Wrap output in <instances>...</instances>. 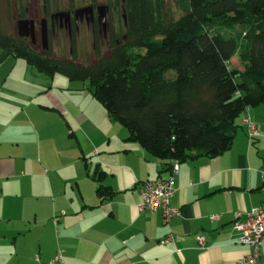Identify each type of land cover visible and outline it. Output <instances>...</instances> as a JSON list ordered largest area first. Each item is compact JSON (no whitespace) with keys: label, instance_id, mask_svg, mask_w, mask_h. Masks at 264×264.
I'll return each instance as SVG.
<instances>
[{"label":"crops","instance_id":"0c3cea01","mask_svg":"<svg viewBox=\"0 0 264 264\" xmlns=\"http://www.w3.org/2000/svg\"><path fill=\"white\" fill-rule=\"evenodd\" d=\"M19 60L0 64V264H49L58 250L64 264H238L249 249L233 225L264 202V104L237 120L229 150L179 163L170 204L180 214L167 223L160 210L139 211V190L171 165L128 142L101 105L93 114V97L57 87L56 75L44 87L8 84ZM244 116L259 130L252 141Z\"/></svg>","mask_w":264,"mask_h":264},{"label":"trees","instance_id":"16d2710c","mask_svg":"<svg viewBox=\"0 0 264 264\" xmlns=\"http://www.w3.org/2000/svg\"><path fill=\"white\" fill-rule=\"evenodd\" d=\"M120 25L118 41L89 65L75 54L34 52L0 27V64L20 59L49 77L87 83L126 140L159 161L229 150L237 120L264 104V0H123ZM93 177L99 197L110 198L104 174Z\"/></svg>","mask_w":264,"mask_h":264},{"label":"flooded vegetation","instance_id":"af4514ba","mask_svg":"<svg viewBox=\"0 0 264 264\" xmlns=\"http://www.w3.org/2000/svg\"><path fill=\"white\" fill-rule=\"evenodd\" d=\"M59 1L65 4L60 10L53 7ZM8 2L16 16V36L19 37L18 21H32L33 35L20 38L26 39L30 49L40 54L50 52L57 57L55 51L61 48L63 38L68 40L69 52H76L81 35H86L90 39L93 48L106 46L110 49L112 42H117L122 35L120 22L123 0H8ZM56 14L62 15L55 16Z\"/></svg>","mask_w":264,"mask_h":264},{"label":"built area","instance_id":"2783aa9c","mask_svg":"<svg viewBox=\"0 0 264 264\" xmlns=\"http://www.w3.org/2000/svg\"><path fill=\"white\" fill-rule=\"evenodd\" d=\"M240 123L245 128L249 141L259 136L257 126L248 116L241 118ZM178 172L179 162H173L166 178L147 181L142 184L139 190L141 202L138 205V209L141 213H154L160 210L163 220L167 223L172 218L179 216V208L173 207L170 204L175 192L174 178ZM261 177L264 183V168L261 169ZM213 219H215V217L211 216L210 220L212 221ZM233 228L239 233L238 243L247 246L249 249V251L238 260V264H261V240L264 238V202L258 208H254L248 212L242 222L234 223ZM171 237L172 235L168 234L161 243L167 244L171 242ZM197 241L199 245H203L204 236H198ZM49 264H64L63 251H56Z\"/></svg>","mask_w":264,"mask_h":264},{"label":"rangeland","instance_id":"374dc122","mask_svg":"<svg viewBox=\"0 0 264 264\" xmlns=\"http://www.w3.org/2000/svg\"><path fill=\"white\" fill-rule=\"evenodd\" d=\"M64 5H65L64 3H61L59 1L53 7L60 10L63 8ZM15 23H16V16L12 10L10 3L8 2V0H0L1 29L6 33H10L15 36L16 35ZM69 49L70 48L67 38H63L62 46L61 48H59L58 51H55V55L60 58L70 59L73 56V54H75L77 63L81 65H89L94 61H96L95 60L96 55L105 56L109 52V48H106V46L93 48L90 39L86 37V35L85 36L81 35V38L78 40V50L76 52L70 53ZM18 62L21 65H18L14 70H12V72H10L9 78H7L8 84L20 87V89L21 88L32 89L35 87H44V85L50 83L51 79L44 74L38 73L34 67L26 65L22 60H19ZM233 63L235 66L238 65V60L236 56L233 59ZM7 66L9 65L7 64ZM55 83L58 85L57 87L63 88V87L71 86L72 89H80L83 98L84 97L86 98L87 96H89L88 98H92V94L88 89L87 83H82V82L68 83L67 79L61 75L55 76ZM62 83L67 84V86H61L64 85ZM98 104L99 103H97V105ZM98 106H99V111L94 110L93 114L99 116L100 119L99 112L101 114V112H105V111L102 107H100V104ZM115 126H117V128H120L116 124Z\"/></svg>","mask_w":264,"mask_h":264},{"label":"water","instance_id":"95a60500","mask_svg":"<svg viewBox=\"0 0 264 264\" xmlns=\"http://www.w3.org/2000/svg\"><path fill=\"white\" fill-rule=\"evenodd\" d=\"M60 16L62 14H56L55 16ZM17 29H18V35L19 37H28V36H32L33 35V23L32 21L30 22L29 20H20L17 22ZM46 42V38L44 36V43ZM46 45V44H45ZM44 45V48H45Z\"/></svg>","mask_w":264,"mask_h":264}]
</instances>
